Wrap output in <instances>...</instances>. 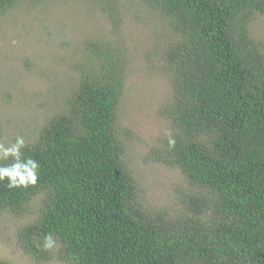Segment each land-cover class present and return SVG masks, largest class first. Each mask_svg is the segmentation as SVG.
I'll use <instances>...</instances> for the list:
<instances>
[{
  "label": "trees",
  "instance_id": "16d2710c",
  "mask_svg": "<svg viewBox=\"0 0 264 264\" xmlns=\"http://www.w3.org/2000/svg\"><path fill=\"white\" fill-rule=\"evenodd\" d=\"M19 1L0 0V15ZM142 2L174 34L157 48L176 144L152 155L185 177L181 212L139 200L116 130L125 60L95 41L65 110L22 150L40 164L37 184H0V212L39 197L16 234L35 260L50 259L51 235L62 264H264V53L249 31L264 0Z\"/></svg>",
  "mask_w": 264,
  "mask_h": 264
},
{
  "label": "rangeland",
  "instance_id": "374dc122",
  "mask_svg": "<svg viewBox=\"0 0 264 264\" xmlns=\"http://www.w3.org/2000/svg\"><path fill=\"white\" fill-rule=\"evenodd\" d=\"M249 31L264 53V17L256 15ZM173 38L142 0L17 2L0 15V142H14L16 136H23L26 145L35 142L76 89L77 65L89 59L85 44L111 45L125 60L116 111L124 166L139 200L174 217L182 210L179 198L189 190L188 183L178 168L152 155L172 132L160 113L169 99L170 81L160 69L157 45ZM38 206L39 197L19 215L0 212V262L62 264L56 260V245L48 250L49 260H35L18 244V230L35 220Z\"/></svg>",
  "mask_w": 264,
  "mask_h": 264
},
{
  "label": "clouds",
  "instance_id": "9594fccd",
  "mask_svg": "<svg viewBox=\"0 0 264 264\" xmlns=\"http://www.w3.org/2000/svg\"><path fill=\"white\" fill-rule=\"evenodd\" d=\"M168 146L172 148L176 141L170 135ZM27 147L23 136H16L14 142H0V184L8 189H26L35 186L39 179L40 164L33 157H26L22 151ZM55 241L51 235L44 237L43 248L50 250Z\"/></svg>",
  "mask_w": 264,
  "mask_h": 264
}]
</instances>
